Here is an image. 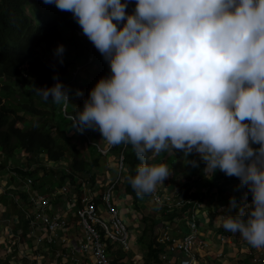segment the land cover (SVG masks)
Segmentation results:
<instances>
[{
	"label": "clouds",
	"instance_id": "clouds-1",
	"mask_svg": "<svg viewBox=\"0 0 264 264\" xmlns=\"http://www.w3.org/2000/svg\"><path fill=\"white\" fill-rule=\"evenodd\" d=\"M43 3L39 22L52 28L64 19L53 30L60 43L56 61L63 64L74 46L67 40H89V51L95 47L109 69L83 108L76 107L71 126L80 134L98 131L109 145L133 146L141 163L128 181L138 198L173 175L171 166L147 163L165 151L194 168L203 162L212 175L219 170L238 178L251 202L230 197L213 216L223 213L226 232L264 247V0ZM53 79L51 87L33 90L46 102L69 105L68 89L57 75Z\"/></svg>",
	"mask_w": 264,
	"mask_h": 264
},
{
	"label": "trees",
	"instance_id": "trees-1",
	"mask_svg": "<svg viewBox=\"0 0 264 264\" xmlns=\"http://www.w3.org/2000/svg\"><path fill=\"white\" fill-rule=\"evenodd\" d=\"M132 2L134 3V0ZM44 6L43 0H0V175L9 173L12 180L18 178L22 183L26 179H32V193H43L47 189L43 186L47 185L51 176L55 178L56 170H59L62 176L57 184L61 185L69 180L72 186L77 185L75 191L80 198L78 184L85 179L88 180L93 191L101 192L104 189V187L96 188V185L101 183L98 177L104 176L96 172L97 159L102 156L92 146L87 148L90 156L86 157L77 141L72 136L68 137L67 133L69 128L74 131L71 125L72 117L77 111L76 107L83 108V101L87 98L89 90L99 78L108 74L109 69L95 47L89 51L88 45L91 43L89 40L78 42V45L67 40L66 43L74 46L68 47L65 51L64 63H58L53 52L60 43L54 38L53 30H56V26L62 24L64 19H60L61 23L52 28L43 21L39 22V12H44L39 9ZM90 57L92 60L87 63ZM77 67L80 68L78 73L83 74L85 79H82L78 73L74 78L71 77ZM54 75H57L59 81L68 89L69 105H57L51 100L46 102L33 90L32 85L36 87L54 85L56 82L53 79ZM71 79L72 82L69 84L68 81ZM78 90L83 93L82 96L76 94ZM74 133L80 138L89 137L96 144L105 140L98 131L86 130L83 134L74 131ZM122 145L123 143L115 145L113 152H119ZM16 153H20L25 158L26 165L13 168L9 172L6 166L2 165V161L12 158ZM171 154L177 159L172 168L181 169L183 159L179 153L171 152ZM48 162L54 163L55 166L48 167ZM140 163L141 161L135 156L133 146L126 144L122 180L116 185L115 190L122 188L123 192L132 199L135 212L141 215L143 227L138 243L144 249L145 255L138 263H134L135 254L116 249L111 242L102 238L107 243V253L111 257L110 264H163V256L166 261L174 259L172 255H168V258L166 256L167 243H159L156 238L160 234L161 227L164 230L167 228V221L172 222L178 218L184 226L186 223L183 219L188 208L172 212L166 205L153 203L157 207H162L164 214L167 213L163 216L159 212L141 208V203L138 201L140 198L128 181L129 176L136 175V168ZM203 167L204 163L200 162L199 167L195 169L204 175ZM38 168L43 169V178L35 179ZM37 180L42 183L40 191L35 189ZM236 181H239L238 178L226 177L217 170L213 175L211 173L208 178H204L203 182L205 185L208 183V187L212 186L214 192L209 189L191 190V185H186L184 187L189 191L184 193L180 190V193L186 197L200 199L203 204H210L214 199L224 201L233 193L238 194V199L244 200L247 189L238 188ZM243 189L246 191H242ZM241 191L243 194H240ZM18 194L20 202L11 204L14 216L16 212L22 215L23 210L30 212L27 195L20 190ZM251 199L249 193L244 201L250 203ZM188 211L189 216H193L189 209ZM202 216L203 213L194 218L198 219ZM212 216L213 212L209 209L204 218L207 219L205 221L209 227H214ZM198 225L200 227L202 223L199 222ZM21 226V240H24L29 230L28 222L23 217ZM221 231L222 229L219 228L218 232ZM174 234H177L174 237H178L181 230L176 229ZM249 257L254 259L252 255Z\"/></svg>",
	"mask_w": 264,
	"mask_h": 264
},
{
	"label": "built area",
	"instance_id": "built-area-1",
	"mask_svg": "<svg viewBox=\"0 0 264 264\" xmlns=\"http://www.w3.org/2000/svg\"><path fill=\"white\" fill-rule=\"evenodd\" d=\"M74 131L78 133L75 128ZM83 145L87 148L93 146L103 159H106L115 147L109 145L106 140L96 144L89 137L83 139ZM125 148L126 144L123 143L121 150L116 153L117 156L113 160L115 177L111 183L104 185L101 192L93 191L87 179L78 184L80 198L75 191L77 185L72 186L69 180L61 185L47 187L43 193H32V179L24 181L18 190L27 195L30 204V212L22 211L29 231L24 239L27 241L26 248L19 250L16 255L18 264H110L107 243L102 238L111 242L116 249L125 253L132 252V237L128 226L113 203L115 187L122 180ZM96 188H99V185H96ZM161 191L162 193L160 189H155L153 193L148 194L154 204L166 205L172 212L188 208L193 214L190 217L188 209L184 213L186 231L178 237H171L168 227L163 230L165 232L160 228L156 241L166 242L167 258L168 255L174 257L166 261L163 256V264H208V258L214 256L212 253L216 259H221L222 254L212 252L210 238H213V234L205 233L201 236L198 225L202 220H206L204 218L209 209L213 212V204H203L200 199L183 196L180 191L170 194L165 190ZM201 213L202 218H194ZM174 220L179 222L178 218ZM21 234L22 226L13 236L14 240L9 242L12 253L16 251V241L21 240ZM217 238L221 244L227 242L225 235H218ZM133 260L138 263L141 258L134 256ZM256 263L264 264V251L258 252Z\"/></svg>",
	"mask_w": 264,
	"mask_h": 264
},
{
	"label": "rangeland",
	"instance_id": "rangeland-1",
	"mask_svg": "<svg viewBox=\"0 0 264 264\" xmlns=\"http://www.w3.org/2000/svg\"><path fill=\"white\" fill-rule=\"evenodd\" d=\"M28 12V11H27ZM79 74V73H78ZM81 76L82 79H85L86 77L83 75V74H79ZM72 78H74V72L72 73ZM70 84V83H69ZM74 88H76L74 85H73ZM70 124V123H69ZM70 127V126H69ZM74 131L73 130H70V128L68 129V133H67V136H72L74 140L77 141V144L79 145V148L80 150L83 152V154L85 153L86 154V157L89 158V153H87V147L85 145H83V139L84 138H80L76 135H74ZM254 147H256V145H253ZM168 154H171V152H168V151H165V152H162L160 154H157L155 155L151 161H148L149 164H156V165H159V164H165V165H168V166H171L172 165H175L176 164V161L177 159H174V158H169L168 160L166 159ZM114 155V156H112ZM172 155V154H171ZM117 154L115 152H112L108 155V157L106 159H103V158H100V159H97V164H96V172L101 174L103 172V174L105 173H109L110 174V178H107V180L104 178V176L102 177H98V179L100 180L101 184L102 185H105L106 183H111L112 182V179L115 177V168H114V164L115 163L113 161V157H114V160L116 158ZM0 161H1V156H0ZM43 161V159H42ZM183 161V160H182ZM44 162V161H43ZM112 163V166L111 168L108 167L107 165H110V163ZM4 166H6V168H8V171H12L13 168H16V167H20L22 166L23 164L26 165V162H25V158L23 156H21L20 153H16L15 156H13L12 158L8 159V160H4L3 162ZM2 164V165H3ZM49 167H53L55 166L54 163H51V162H48L47 163ZM205 167V165H204ZM203 167V169H204ZM174 170V169H173ZM205 174L203 175L202 173H200L198 170H196L194 167H191L190 165H187L185 167H183V164H182V168H177L176 170L173 171V175L166 179L164 181V185L162 187H160V185L158 184L156 189H160V193H162L161 190H165L167 193H173V191H183L184 193L189 191V189H185L186 185L190 186L191 185V190L195 189V190H200V191H204V190H211L214 192V189L212 186L208 187V183L205 185L203 182H204V178H208L210 175H211V171H204ZM197 173V174H195ZM56 177L54 178L53 176H51V179L50 181L47 182V185H44L43 188H46V187H52V186H55L58 182V179L61 178V172L59 170H56ZM4 175H1L0 176V193L1 194H5V196L9 198V203L12 204V203H17L19 202L17 199H19V194H18V188L23 184L20 180L18 179H14V180H7V178L3 179ZM202 176V177H201ZM5 177V176H4ZM40 178H43V169L42 168H38L37 170V176L35 179H40ZM10 179V178H9ZM238 182V185H239V181H236L235 183ZM36 184V187L35 189L37 191H40V188L42 186V183L37 180V182L35 183ZM185 186V187H184ZM187 186V187H188ZM242 191H246L245 189H243ZM232 196H235V198L237 199L238 198V194L236 193H233L231 195ZM141 204V208H145L147 209L148 211H153V212H159V214L161 216L163 215H167V213H163V208L162 207H157L153 204V202L150 200V196L147 194V195H144L143 198H140L138 200ZM212 204V203H211ZM10 212V211H9ZM21 215V214H20ZM21 217H24V215L22 214ZM14 217H12V220ZM11 220V222H12ZM9 222V223H11ZM202 225L200 226L199 228V231L201 233V236L203 234H207V235H211L212 232L214 233V230L216 232H218V229H213L214 227H209L207 225V221L205 220H202ZM7 223V222H6ZM6 223L3 222L2 225L4 226L2 229H0V236H5V234H1L2 231L5 230V226H6ZM166 225L168 227V233L171 237H174V235H177V234H174L175 230L176 229H179L181 230V235L185 233V227L182 223L180 222H176V220L170 222L167 221L166 222ZM13 226V225H12ZM162 231L164 230L162 227H161ZM222 229V233L223 234H226L227 235V238H234L235 240L239 241L240 244H243L245 245V242L243 241V238L239 235V234H236V235H233L231 232H226L223 228ZM128 232L130 233V235H135L136 231L133 229V227L129 224L128 225ZM16 239V238H15ZM8 240H11L13 241L14 240V237L13 238H8ZM8 247H9V243L7 244ZM27 246V241L26 240H19L18 242L16 241V251L14 252V254L17 255L18 251L19 250H23L24 248H26ZM136 246H138V248H141L142 250V254H139V256L141 255V257L143 256V253L145 252L144 249L141 247V245L138 243V240H137V244ZM8 247L3 243V245L0 246V256L1 258H4L3 259H0L4 264H18L16 261L14 262L12 259H11V255H13V253L11 252L10 250V247H9V250H8ZM7 250H5V249ZM244 249V248H243ZM132 250H133V247H132ZM133 254V252H132ZM244 256H247V258L250 260V263L251 264H254L253 262V259H251L249 257V252H246L244 250V253H242ZM241 254V255H242ZM216 263V262H214ZM20 264H25L24 262H20Z\"/></svg>",
	"mask_w": 264,
	"mask_h": 264
},
{
	"label": "crops",
	"instance_id": "crops-1",
	"mask_svg": "<svg viewBox=\"0 0 264 264\" xmlns=\"http://www.w3.org/2000/svg\"><path fill=\"white\" fill-rule=\"evenodd\" d=\"M86 152L88 153V151H86ZM84 155H86V154L84 153ZM112 156H114V155H112ZM169 158L175 159V157H173V155H171V154H168L166 159L168 160ZM113 160H114V157H113ZM112 163L113 162H111L109 165L110 168L112 166ZM182 164H183V167L187 166L186 160L183 159ZM102 174H103V172H102ZM103 175H104L105 179L110 177L109 173L108 174L105 173ZM4 176H2L3 179L7 178V180H11L9 173L4 174ZM99 187L103 188L104 185H102L100 183ZM240 194H243V192L241 191ZM230 197H228V199H226L224 201H221V200L218 201L217 199H214V201L211 202L213 204L212 205L213 208L215 210L222 212L221 211L222 208L228 207ZM236 200H237V203H241V202L246 203L247 202V201H244V200H241L238 198ZM113 203H114V206L119 210L120 215L123 218L124 222L127 224V226L130 224L133 227V229L136 231L135 235H133V236L131 235V237H132L131 242H132V247H133L132 252H133V254H135V256H138L139 258L142 259V257L145 255V252L143 253L142 257H141V255L139 256V254H142L141 253L142 250H141V248H138V246H136L137 240L141 234V230L143 227V224H142L141 219H140L141 215L137 214L135 212L132 199L127 194H125L123 192L122 188H118L115 190ZM214 209H213V211H215ZM222 214L223 213H221V215ZM233 214H235V210H233ZM221 215L219 217H217V216L211 217V220L213 221V224L215 226V228H213V229L223 228ZM13 216L14 215H12V207H11V204L9 203L8 196L6 197L5 194L0 193V229H2L4 227L2 225V223L7 222L6 226H5V230L1 232V234L4 233L5 236H0V246L3 245V243H4L8 247L7 244L9 242H12L11 240H8V238H13V236L16 234L17 230L21 227L22 218H21L20 213L16 212V216H14V218H13L14 220H12ZM11 220H12V222H11ZM9 222H11V223H9ZM212 234H213V238H210L211 243H212V252H215V253L218 252V253L222 254L223 257L221 259H216L215 254L212 253L214 255V257L211 256L208 258L209 264H251L250 260L247 258V256H244L242 254V253H244V249L246 248L245 245H248V247L250 249H252L251 250L252 257H256L255 254H257L258 252L264 251V247L255 248V247L251 246L249 243H247L244 239H243V241L245 242V245L240 244V242L235 240L234 238H231V239L229 238L227 240V242L221 244L219 242V239L217 238V236L220 234H223V233L222 232H216L214 230V233L212 232ZM5 250H7V249H5ZM252 252L255 254H253ZM0 259L4 260V258H1V256H0ZM11 259L14 262L15 261L17 262L16 254L13 253V255H11ZM214 262H216V263H214ZM0 264H4V263L0 260ZM254 264H256V263H254Z\"/></svg>",
	"mask_w": 264,
	"mask_h": 264
}]
</instances>
